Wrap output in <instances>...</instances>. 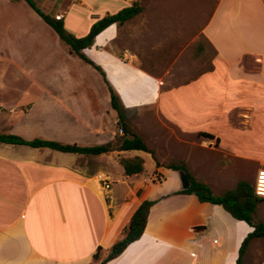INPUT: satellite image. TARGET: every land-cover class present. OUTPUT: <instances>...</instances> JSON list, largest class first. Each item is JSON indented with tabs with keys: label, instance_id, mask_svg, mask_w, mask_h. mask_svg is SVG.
<instances>
[{
	"label": "crops",
	"instance_id": "0c3cea01",
	"mask_svg": "<svg viewBox=\"0 0 264 264\" xmlns=\"http://www.w3.org/2000/svg\"><path fill=\"white\" fill-rule=\"evenodd\" d=\"M20 1L0 0L2 34L20 32L16 18H1L6 15L2 3L6 8ZM97 1L101 13L112 14L136 0ZM70 2L54 0L59 8L48 14L63 13L66 22ZM78 4L88 7L85 0ZM115 24L95 37L96 55L125 115L137 116L134 133L153 149L141 134L149 129L144 125L150 116L193 136L187 151L178 149L177 161L215 195L241 180L254 185L264 169V0H217L201 29L214 53L210 68L171 88L152 79L137 57L125 60L114 52L115 31L104 34ZM10 51L6 58L0 52L1 134L78 145L113 143L120 136L104 81L95 89L75 70L54 67L48 77L28 75L25 90L24 67ZM121 62L136 68L148 92L123 86L129 81L118 75ZM9 63L21 77L3 74V64ZM135 156L143 160V170L126 175L119 159ZM153 156L117 149L84 155L0 142V264H94L96 249L106 253L144 199L159 200L150 208L143 233L105 264H235L241 241L253 228L221 205L176 193L183 189L179 171L164 167L163 160L157 167ZM147 163L152 174L146 175ZM248 166L252 176L244 172ZM97 173L109 176L108 190L97 182ZM167 179L171 185L164 188ZM260 240H251L243 264H264V254L258 262L252 257Z\"/></svg>",
	"mask_w": 264,
	"mask_h": 264
},
{
	"label": "rangeland",
	"instance_id": "374dc122",
	"mask_svg": "<svg viewBox=\"0 0 264 264\" xmlns=\"http://www.w3.org/2000/svg\"><path fill=\"white\" fill-rule=\"evenodd\" d=\"M71 1H73L69 3L71 9L66 22L63 20V23L65 29L73 34L75 32L76 36L87 34L91 25L106 15L101 13L102 9L97 0H85L88 7L78 4L81 0ZM36 2L46 13L48 9L54 12L59 8L57 3L53 4L54 0H36ZM135 2L142 7V11L132 19L110 27L104 34L110 35L112 31H115V38L111 44L116 54L125 60H131L133 56L137 57L139 67L152 79H159L162 82V88L181 85L210 68L214 53L201 36V29L217 0H136ZM1 7L6 13L1 17L3 21L12 17L16 18L20 30L18 34H2L0 30L1 56L9 57L10 50H13L14 57L11 59L14 62L15 60L18 63L21 62L24 67V74L21 77L20 69H17L14 64L9 63L7 66L3 64L4 75L9 78L21 77L23 86L27 90L28 75L48 77L52 74L54 67L57 72L62 71L63 68H71L81 77L84 75L95 89H100L104 81L101 74L92 65L70 53L68 47L59 41L55 32L33 12L25 1H20L17 6L7 5L6 8L2 3ZM59 14L63 17V13L56 15ZM93 43V46L82 52L98 65L96 55L98 38L94 39ZM247 61L250 59L248 58ZM120 69L118 75L122 77L125 74L123 79L126 82L129 81L123 84L125 88H131L134 93L148 90V85L137 78L135 67L122 63ZM108 74L112 80L111 71ZM136 117L134 113L126 116L127 126L133 133L136 130ZM144 126H148L149 129L141 134L144 135L146 143L151 144L154 158L158 162L165 161L163 165L179 162L176 155L187 151L186 145L190 146L194 138L191 135H182L174 127L164 125L150 116L146 117ZM117 134L120 136H117L112 143L114 147L119 145L123 131L117 130ZM178 149H181V152H177ZM151 168V164L147 163L146 175L151 173ZM189 170L192 171L191 166ZM250 171V166L244 168V172L252 176ZM170 182L171 179H167V182L162 184L163 187H170ZM257 208L258 213L256 212L255 218L261 220L260 217L264 216V201L260 202ZM261 239L263 240L253 246L252 257L255 262H258L264 254V237ZM105 255L106 253L100 250L96 261Z\"/></svg>",
	"mask_w": 264,
	"mask_h": 264
},
{
	"label": "trees",
	"instance_id": "16d2710c",
	"mask_svg": "<svg viewBox=\"0 0 264 264\" xmlns=\"http://www.w3.org/2000/svg\"><path fill=\"white\" fill-rule=\"evenodd\" d=\"M24 1H26L31 9H33V11L54 30L59 41L68 47L70 53L77 55L79 58L92 65V67L101 74L105 84L107 85L110 94V104L117 113L118 125L123 131V135L120 138L119 145L116 147H114L110 142L98 145H78L76 143H60L57 141L40 138L26 140L17 135L1 133L0 142L22 144L34 148L46 147L61 152H71L84 155H99L110 152L114 149L142 150L153 154V151L147 147L143 139L137 134L131 132L127 126L125 108L121 103L119 95L108 83L102 68L99 65L94 64L82 52L83 50L92 46L95 37L104 29L109 27L111 24L123 23L132 19L142 11V7L138 3L133 2L132 4L123 7L115 13L106 14L91 25L87 34L77 37L65 29L62 18L56 19L54 16H51L50 14L41 10V8L37 5L36 0ZM199 135L213 138V136L208 133H199ZM154 160L157 167L161 166L156 158H154ZM119 162L122 165L126 175L137 174L143 170V160L138 156L132 158H120ZM163 166L176 171H184L189 179L188 188L182 189L176 193L193 194L200 202H209L221 205L223 209L226 210L231 216L238 220L245 221L253 228L252 231L248 232L243 238L239 246L238 256L236 258L235 264H243V255L247 250L251 240L254 238L264 237V222L255 218L256 207L260 202L264 201V198L258 197L254 194V185L251 186L248 182L241 180L237 182L235 187L215 195L212 193L210 187L207 184L197 181L190 174L186 165L182 161L171 162ZM158 200L159 199H144L141 201L131 215L128 224L123 228L122 236L107 249L106 255L99 261L96 260L98 259V253L100 250H102V247H98L96 249L95 253L92 255L93 259L95 260L94 264H105L109 260L118 256L128 244L138 239L145 229L150 208L155 205Z\"/></svg>",
	"mask_w": 264,
	"mask_h": 264
},
{
	"label": "built area",
	"instance_id": "2783aa9c",
	"mask_svg": "<svg viewBox=\"0 0 264 264\" xmlns=\"http://www.w3.org/2000/svg\"><path fill=\"white\" fill-rule=\"evenodd\" d=\"M56 19L62 18V15H56ZM96 180L103 190H108L110 187V178L104 173H97ZM254 194L258 197L264 198V169L257 172L256 180L254 183Z\"/></svg>",
	"mask_w": 264,
	"mask_h": 264
},
{
	"label": "water",
	"instance_id": "95a60500",
	"mask_svg": "<svg viewBox=\"0 0 264 264\" xmlns=\"http://www.w3.org/2000/svg\"><path fill=\"white\" fill-rule=\"evenodd\" d=\"M179 179H180V182H181V187L183 189H186L188 188L189 186V179L186 175V173L184 171H179Z\"/></svg>",
	"mask_w": 264,
	"mask_h": 264
}]
</instances>
